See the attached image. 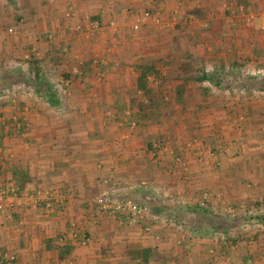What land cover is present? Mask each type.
I'll list each match as a JSON object with an SVG mask.
<instances>
[{
    "label": "crops",
    "instance_id": "crops-1",
    "mask_svg": "<svg viewBox=\"0 0 264 264\" xmlns=\"http://www.w3.org/2000/svg\"><path fill=\"white\" fill-rule=\"evenodd\" d=\"M155 5L161 23L134 31L127 11ZM7 28L38 45L40 86L0 87L3 264H123L133 246L157 249V264H176L175 247L178 264H264L262 218L215 234L189 211L206 192V210L230 203L235 219L264 202V0H0V64L14 50ZM100 194L152 213L96 223ZM72 224L90 231L87 246L72 244Z\"/></svg>",
    "mask_w": 264,
    "mask_h": 264
},
{
    "label": "rangeland",
    "instance_id": "rangeland-1",
    "mask_svg": "<svg viewBox=\"0 0 264 264\" xmlns=\"http://www.w3.org/2000/svg\"><path fill=\"white\" fill-rule=\"evenodd\" d=\"M155 6H157V5H155ZM129 11L130 10L127 11V14ZM69 17H72V13H69ZM15 28H12V29L7 28V30H6L7 34H10L11 35L10 37L13 38V39H11V40H13V42L10 41L13 44H9V45H7V47H9V49H10V47L12 45V48H14V50L13 49L9 50L12 53H6L4 55L5 59L0 64V74L4 75V77L6 79V82L1 85V88L2 89L10 88L12 86L11 84L13 83L11 81L15 80V83H17V84H14V85H18V87H21L20 92L22 93L23 91L27 92V90L29 89V88H27V87H29L27 85H29L30 82H33L35 80L36 69H40L39 62H38L39 61L38 60L39 59V55H38L39 49H38V45L33 44L30 41V37L28 35H26L25 31H27V30H21V29L18 30ZM80 28H82V27L80 26ZM10 30H13V32H10ZM76 31H77V28H76ZM76 31L74 29V32H76ZM76 35L77 34L75 33L72 37H75ZM15 38H17L16 41H15ZM12 65H14V66H12ZM77 67H78V62H77V65L75 68H77ZM62 70H63V68H62ZM1 150L3 153V149H1ZM107 179H110V178L108 177ZM110 183L111 182H109V184ZM137 203H139V202H137ZM253 203H254L255 208H257L256 209L257 212L255 211V213H253L254 215L250 214V213H252L253 210H251V209L247 210V206H244L242 208L244 214H242L241 217L243 219H245L246 217L250 218V222H245V223L240 222V224L237 226L238 228H253V227L256 228V226H257L256 224H258V222H256L255 220H259L260 218H262L264 216V202L256 201V203L255 202H253ZM139 204H141V203H139ZM260 205H262V206H260ZM228 206L230 207L229 209H231V210L225 209L227 211L224 214L230 215L233 213V208H232V205H230V203L228 204ZM94 210H95V208H94ZM217 214H219V212H217ZM217 214H214V215H217ZM95 215L98 216L97 219L95 217L96 223H99L102 218H105V219L108 218L107 216L100 215L97 212H95ZM99 218H101V219H99ZM108 219H111V218H108ZM111 220H114V219H111ZM114 221L119 222V223L124 225V223H122V220L115 219ZM176 223H178V221H176ZM237 223L238 222H236V224ZM200 224H202V223H200ZM259 224H260V221H259ZM191 225L195 228L196 225H199V223L192 222ZM202 225H204V224H202ZM72 226H75L77 228V230L80 229L79 231H81L82 233H86L87 235H89V237L91 239L90 231H88L87 228H85V225L79 226L77 224H72ZM141 228H142V226H141ZM195 230H196V228H195ZM202 230H204V229H202ZM63 239H64L62 241L63 243L69 241V240L66 241V238H63ZM70 239H71V237H70ZM225 239H226V236L224 235L222 240H225ZM158 240L162 241L163 244H169L170 243L169 242L170 238L164 237V238H161ZM72 244L76 245L77 242L75 240L74 241L72 240ZM171 244H173V242ZM65 245H67L66 247H68V248L70 247L67 243ZM178 246L182 247L183 245L181 243V244H178ZM176 248L177 247H175L173 249V252L175 253L174 256L176 259L170 258V261L172 262L175 260L174 262L176 264H178V261L180 260L181 262L184 263V260H183L184 257L180 258V256H183V254H185L184 253L185 250H183V249H179V250L177 249L176 250ZM136 250H139L138 247H136V246L128 248V251H127L128 254H125L126 255L125 260L122 261L123 264H141L140 262H138L136 260V259H138L137 256L135 255V253H137ZM150 257L152 258L150 261L152 263H156V264L159 261H162V259H163L162 255H160V253L157 251V249L153 250V252L150 253ZM148 264H150V263H148ZM179 264H181V263H179Z\"/></svg>",
    "mask_w": 264,
    "mask_h": 264
},
{
    "label": "built area",
    "instance_id": "built-area-1",
    "mask_svg": "<svg viewBox=\"0 0 264 264\" xmlns=\"http://www.w3.org/2000/svg\"><path fill=\"white\" fill-rule=\"evenodd\" d=\"M162 7L160 6H154L152 9L144 11V12H138L135 10H130L127 14V16L132 20V28L134 31H138L142 24L146 22H152L154 24L159 25L161 23V13ZM115 26V24H113ZM80 26L77 27V31H80ZM10 32H13V30H10ZM83 62H79L78 66L81 67ZM75 72L78 73V70L75 69ZM263 73V72H262ZM262 73H260L262 75ZM259 74V72H258ZM260 76V75H259ZM18 129H22V124L17 122ZM0 154H2V150L0 149ZM177 163L182 164L181 160H177ZM110 179H104L103 184L109 185ZM11 195L13 199L19 198L16 197L17 193L12 190ZM212 197V195L208 192L204 193L201 198V204L200 206L205 208L207 207L208 200ZM11 199L9 201V207L14 208L15 203L14 200ZM192 201V200H191ZM94 207L95 212H97L100 215H105L108 218L111 219H119L122 220V223L128 224L130 226H135L138 224H141L144 222L150 215H151V209L149 206L139 204L132 199L129 198H120L117 200L112 199L107 194H100L95 198L94 201ZM77 230L75 226H71L70 230V237L71 239L77 242V244H80L82 246H87L89 242H91V239L89 235L86 233H82ZM143 233L145 235H151L152 234V224H145L143 227ZM64 239H62L63 241ZM13 256H9V260L14 261ZM0 264H3V261L0 260Z\"/></svg>",
    "mask_w": 264,
    "mask_h": 264
},
{
    "label": "trees",
    "instance_id": "trees-1",
    "mask_svg": "<svg viewBox=\"0 0 264 264\" xmlns=\"http://www.w3.org/2000/svg\"><path fill=\"white\" fill-rule=\"evenodd\" d=\"M138 71H139L138 79H137L138 88L139 90L143 91L146 94V96H148L150 95V92L147 89V86H148L147 79L150 74L154 73V67L151 64H146V65L140 66L138 68ZM39 80H40V69H36L35 81H34L35 85L40 86ZM5 82H6V79L3 77L2 80L0 81V87ZM43 85H46V84L43 83L42 86ZM53 95L54 94H52V96ZM132 200L135 202H138L137 200H134V199ZM189 211L196 216V219L191 222L199 223V225H196V229H201L202 224H204L203 229H209L211 233H215V234H226L230 229L236 228L240 224V222H244V223L250 222V218H247V217L245 219H243L242 217L240 218L238 217L235 219L231 215H227V214L214 215L210 211L200 206L189 208ZM263 220H264V217H262V221ZM236 222L238 223L236 224ZM144 253L145 254H141L140 252L139 253L137 252L135 253V255L137 256V258L142 256L144 259L143 261L145 263H148L151 252L145 251Z\"/></svg>",
    "mask_w": 264,
    "mask_h": 264
}]
</instances>
